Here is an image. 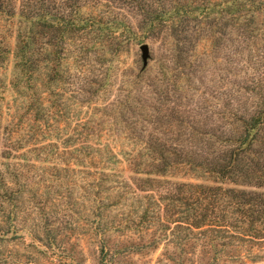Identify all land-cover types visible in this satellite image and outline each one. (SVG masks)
I'll return each mask as SVG.
<instances>
[{"label":"trees","instance_id":"16d2710c","mask_svg":"<svg viewBox=\"0 0 264 264\" xmlns=\"http://www.w3.org/2000/svg\"><path fill=\"white\" fill-rule=\"evenodd\" d=\"M123 5L137 9L141 32L117 13ZM160 34L179 75L203 41L213 52L229 41L235 55L254 50L261 66L264 0H0V245L21 235L25 183L13 186L22 169L62 145L74 168L88 170L99 264L156 253L163 241L155 264H264L263 86L239 83L219 112L203 102L175 111L170 89L150 82L76 118L71 134L58 126L52 96L71 54L78 65L93 53L102 60L146 37L156 47ZM168 71L162 64L155 79ZM176 172L188 180L171 183Z\"/></svg>","mask_w":264,"mask_h":264},{"label":"rangeland","instance_id":"374dc122","mask_svg":"<svg viewBox=\"0 0 264 264\" xmlns=\"http://www.w3.org/2000/svg\"><path fill=\"white\" fill-rule=\"evenodd\" d=\"M117 10L133 29L141 32L137 28L140 20L137 9L123 5ZM159 36L156 47L146 37L140 44L108 54L102 60L93 53L79 65L70 55L64 69L65 78L58 82L56 89L59 95L52 96L57 101L58 126L65 131L62 134H71L76 127V118L84 120L85 116L102 113L104 106L112 102L136 93L138 97L139 91H147L146 84L150 82H159L156 84L158 91L162 87L170 89V104L175 111L180 109L179 106L189 108L203 102L219 112L222 104L237 98L239 83L247 84L251 90L259 85L264 87V62L261 66L257 64L254 50L235 55L236 45L229 41L227 49L213 52L210 44L203 41L197 53L188 56L183 74L179 75L178 69L167 65V48L162 35ZM10 42L12 44V40ZM143 44L149 45L151 59L142 83L138 84L134 76L143 65L140 51ZM162 64L170 69L164 81L155 79L160 76ZM98 88L100 93L92 96ZM78 101L89 102L78 105ZM63 108L68 110V119L63 118ZM101 127L104 132L105 127ZM71 151L60 145L48 162L31 161L28 168L22 169V179L13 186L17 190L25 183L19 198L22 208L17 222L21 235L0 245V258L4 256L6 260L0 264H99L100 243L92 229L93 199L88 170L74 168V159L67 154ZM65 168H68L67 172H64ZM175 174L176 177L169 180L171 183L188 180L185 173ZM120 236L121 233L114 234L115 241L125 243ZM150 241L148 238L146 243ZM164 243L156 253L132 254L124 257L120 264H155Z\"/></svg>","mask_w":264,"mask_h":264},{"label":"water","instance_id":"95a60500","mask_svg":"<svg viewBox=\"0 0 264 264\" xmlns=\"http://www.w3.org/2000/svg\"><path fill=\"white\" fill-rule=\"evenodd\" d=\"M141 58L143 62V68L148 66L149 60L151 59L150 47L148 44H143L140 46Z\"/></svg>","mask_w":264,"mask_h":264}]
</instances>
